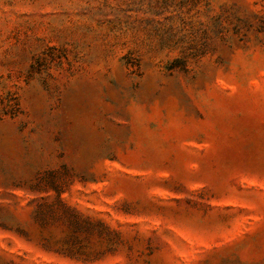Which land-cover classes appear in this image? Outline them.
<instances>
[{
	"label": "rangeland",
	"instance_id": "374dc122",
	"mask_svg": "<svg viewBox=\"0 0 264 264\" xmlns=\"http://www.w3.org/2000/svg\"><path fill=\"white\" fill-rule=\"evenodd\" d=\"M0 264H264V0H0Z\"/></svg>",
	"mask_w": 264,
	"mask_h": 264
}]
</instances>
